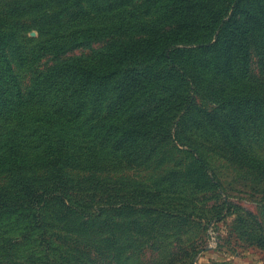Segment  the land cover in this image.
<instances>
[{"label":"trees","instance_id":"16d2710c","mask_svg":"<svg viewBox=\"0 0 264 264\" xmlns=\"http://www.w3.org/2000/svg\"><path fill=\"white\" fill-rule=\"evenodd\" d=\"M73 3L77 11L69 8ZM50 7L62 8L48 14ZM158 8L161 13L152 19ZM22 17L29 19L10 20ZM30 30L49 39L26 48L18 34ZM91 44L98 48L66 57L76 48L91 49ZM36 51L50 55V65L24 89L13 63L29 69ZM217 79L250 93L243 97L232 89L220 97L214 90ZM110 84L112 105L103 115L100 100ZM206 85L217 107L264 111V0H45L0 9V129L5 128L0 134V176L14 177L0 189V229L15 233L12 238L0 234V264L8 263L12 249L31 252L26 264L36 258L42 264H84L90 253L95 264L103 260L104 240L83 246L79 237L102 232L107 213L132 217L141 209L156 211L152 208L159 203L136 189L126 194L123 186L100 181L95 173L140 166L150 156V143H145L154 139L147 140L146 123L139 118L174 95L170 124L186 110L189 86L205 91ZM93 90L100 99L94 100L92 115L79 123ZM145 96L150 100L143 110L124 118L130 103ZM198 114L226 143L238 136L217 109L200 108ZM173 124L179 125L176 120ZM165 138L170 140V132ZM235 140L241 151L235 148L232 156L264 174V162ZM195 163L206 169L202 161ZM65 169L90 175L73 181ZM37 172L44 176L35 178ZM55 226L59 233H53Z\"/></svg>","mask_w":264,"mask_h":264},{"label":"rangeland","instance_id":"374dc122","mask_svg":"<svg viewBox=\"0 0 264 264\" xmlns=\"http://www.w3.org/2000/svg\"><path fill=\"white\" fill-rule=\"evenodd\" d=\"M40 1L45 0H0V9L12 4ZM61 8L50 7L47 13H55ZM69 8L78 10L75 3ZM161 10L162 8H158L151 16L152 19L156 18ZM27 19L29 18H10L19 22H25ZM45 39H49V35L37 30L22 31L18 34V40L26 48ZM90 48H76L66 54V57L87 55L91 50L97 49L98 45L91 44ZM33 55L36 56L31 69L20 68L13 63L24 89L27 88L30 78L50 65V55L46 52L36 51ZM253 63L251 68L257 75L255 59ZM192 68L197 70V67ZM215 83L214 90L220 97V93H230L233 89L221 83L219 79ZM112 87L110 84V87L106 88L104 97L100 100L103 115L111 109L114 94ZM233 90L243 97L250 93L244 87H236ZM97 93L94 90L90 93V102L79 123L92 115L94 100L99 97ZM212 94L208 86L205 91L202 87L189 86L184 96L190 97L189 103L193 100V104L188 103L186 110L177 116L175 120L179 123L178 126H174L175 120H171L170 124L168 122V110L176 105L173 102L174 95L170 102L160 105L159 110L146 112L139 121L146 123L147 140L154 139L145 143H150L147 148L150 156H144L138 167L108 169L95 173V177L100 181L123 186L126 194L135 193L133 190L136 189L141 196H149L159 203L152 208L156 211L141 209L139 214L132 217L127 213H107L108 221L98 235L85 240L82 237H79L80 240L74 237L83 246L86 243L98 245L97 243L104 240V247H107L106 256L99 260L98 264H264V174L246 167L236 160L237 156H232L235 148L241 151L235 140L240 139L248 154L264 162V111L258 114L247 110H224L222 108L225 106L217 107L214 104L211 100ZM149 100L150 96L140 97L130 103L129 109L127 108L130 105H126L124 118L130 113L142 111ZM200 108L207 111L217 109L222 120L229 121L231 128L235 129L238 136L240 133L241 137L232 136L226 143L203 122L198 114ZM81 128L83 127L78 126L77 130L81 131ZM4 131L5 128L2 127L0 134ZM167 132H170V140L165 138ZM173 139H178L179 143H173ZM197 160L206 165L205 170L199 169L198 163H195ZM64 172L68 179L73 181L86 179L90 175L88 172L71 169H65ZM35 174L38 179L44 176V172ZM30 177L31 174L28 175V178ZM12 179L14 177L10 175H1L0 189L9 185ZM55 227L57 229L52 230L53 233H59L60 227ZM2 233H9L10 238L15 234L10 228L0 229V234ZM88 239L90 241H87ZM117 248L122 250L114 252ZM9 253L10 258L5 260L8 261L6 264H26V256L31 252L21 253L12 249ZM90 254V260H80L84 264H90L93 253ZM2 257L0 256V260H3ZM42 262L43 259L36 258L32 264ZM92 262L95 264V259Z\"/></svg>","mask_w":264,"mask_h":264}]
</instances>
